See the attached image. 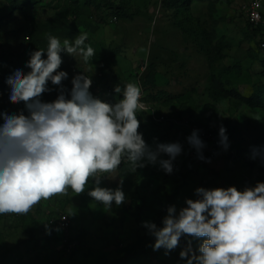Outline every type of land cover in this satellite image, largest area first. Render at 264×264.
I'll use <instances>...</instances> for the list:
<instances>
[{
  "label": "rangeland",
  "instance_id": "374dc122",
  "mask_svg": "<svg viewBox=\"0 0 264 264\" xmlns=\"http://www.w3.org/2000/svg\"><path fill=\"white\" fill-rule=\"evenodd\" d=\"M106 1L115 8L124 6L129 17L117 19L106 2L99 10L84 6L78 15L70 0H0V126L3 114L28 115L24 102L10 101L8 77L16 70L27 74L35 51L44 49L42 58L47 59L49 35L63 45L65 39L73 42L86 33L82 47L95 52L87 62L79 52L60 53L57 71L68 73L62 81L66 98L78 74L90 77L93 98L110 104L121 99L114 91L117 85L138 86L141 80L146 102L170 122L156 126L151 113L138 109V132L153 152L169 143H179L182 151L172 160L171 173L160 164L171 158L159 153L155 163L144 159V166L134 171L124 158L115 172L98 174L99 187L124 192L119 206L113 201L107 207L89 196L97 186L91 178L81 194L68 188L66 195L42 199L26 214L0 215V257L11 259L9 264H188V258L200 255L207 237L185 234L173 250L154 249L156 240L151 246L150 241L155 235L145 223L162 228L167 209L174 206L178 215L186 200L198 199L197 188L235 187L242 192L264 183V107L251 109L241 99L226 97L235 91L249 98L264 90V49H259L264 23L249 28L245 17L252 0H192L188 9L178 0ZM250 49L259 61H252ZM142 65L148 66L144 73ZM47 88L41 102H53L60 94V86L50 80ZM227 121L238 132V140L227 147L215 149L201 140L204 147L198 152L189 144L188 126L221 140L219 130ZM61 216L68 218L70 229H58L49 238V220ZM83 232L85 243L77 251L73 242ZM148 245L146 253L128 257L130 250ZM185 250L188 256L181 258Z\"/></svg>",
  "mask_w": 264,
  "mask_h": 264
},
{
  "label": "clouds",
  "instance_id": "9594fccd",
  "mask_svg": "<svg viewBox=\"0 0 264 264\" xmlns=\"http://www.w3.org/2000/svg\"><path fill=\"white\" fill-rule=\"evenodd\" d=\"M87 34L63 45L55 36H48L46 49L31 54L25 74L16 70L7 79L11 87L10 101L24 102L28 115L3 114L0 126V215L26 214L42 199L67 194L68 188L81 194L91 178L97 186L88 192L96 201L110 207L115 201L121 205L126 197L121 188H102L100 173L115 172L122 159L131 170L143 167L147 159L157 161L159 153L171 159L160 160L162 168L171 173L172 160L181 153L179 143L159 144L153 152L138 132L137 110L141 89L128 83L123 98L115 103L93 98L89 92L91 79L85 74L73 77L70 98H66L62 81L68 73L57 71L66 52H77L85 62L95 55L92 47H82ZM60 86V94L53 102H41L39 97L49 91L48 81ZM121 93V87L114 88ZM226 129L221 126V143L227 147ZM188 142L199 150L203 142L194 131ZM203 159V156L200 157ZM198 199L186 200L187 207L178 215L171 206L163 219V227L145 223L155 235L154 249L173 250L182 235L207 237L199 248L200 255L188 258V264H264V183L238 191L235 187L197 188ZM181 258L188 251L180 252Z\"/></svg>",
  "mask_w": 264,
  "mask_h": 264
},
{
  "label": "trees",
  "instance_id": "16d2710c",
  "mask_svg": "<svg viewBox=\"0 0 264 264\" xmlns=\"http://www.w3.org/2000/svg\"><path fill=\"white\" fill-rule=\"evenodd\" d=\"M70 1H71L70 2L71 5L77 6V11L75 14H78V15L81 13L80 9L84 8V6L89 7V6L94 5L99 10L102 3L106 2L109 6V10H111L113 16H115L117 19H125V18L129 17L127 15V11H126V8L124 6H118L115 8V6L111 2L106 1V0H81V1L70 0ZM34 3H39V2L35 1ZM78 3H79V5H78ZM177 3L180 7L188 9L192 4V0H178ZM248 26H249V28H254V29L262 27V25L255 27V26H252L250 23H248ZM262 44H264V43H260V45H262ZM260 45H259V49L261 48ZM33 48L36 49L34 46H33ZM249 52H250V58L252 59L253 62L260 60V56L258 54H256L255 52H253L252 49H250ZM123 89H124V87H121V93L118 94V97L121 99L123 98ZM226 97L234 98V99H241L242 102L251 109H258V108L264 107V90H258L253 96H251L249 98H244L235 91L228 92ZM154 99L157 100V98H154ZM216 99L218 101H221V98L217 97ZM230 125H231L230 121L229 122L227 121L226 126H225V129H226L225 135L227 136V142H230L233 140L234 141L238 140V132H236V130H234ZM238 149H240V146L238 147ZM203 159L204 160L205 159L210 160L211 157L207 156L206 158H203ZM172 202L173 201L171 200L170 203L172 204ZM51 230L52 231L49 234V238H54L56 235V230H58V228L53 226L51 228ZM154 240H156V237L152 238V240L150 241V246L154 243ZM69 243H72V242H69ZM73 243L76 244L75 250L80 251L82 249V245L85 243V233L83 232L79 236H77L75 242H73ZM25 244L29 246V242H25ZM36 245H38V242L36 243ZM150 246L148 245L147 247H145L143 249H141V248L132 249L129 251L128 257L134 258V257H137L138 255H142L151 249ZM10 260L11 259H9L8 257H0V264H9ZM120 263H122V262H118V264H120ZM32 264H34V263H32ZM51 264H58V263L53 262Z\"/></svg>",
  "mask_w": 264,
  "mask_h": 264
},
{
  "label": "built area",
  "instance_id": "2783aa9c",
  "mask_svg": "<svg viewBox=\"0 0 264 264\" xmlns=\"http://www.w3.org/2000/svg\"><path fill=\"white\" fill-rule=\"evenodd\" d=\"M245 17L247 22L250 23L252 26L257 27L259 25H263L264 0H252L249 7L245 9ZM261 48L264 49V44L261 45ZM147 68L148 66L142 65L141 72L144 73ZM138 87L141 89L140 102L143 104V108L139 110L145 113H151L150 117L156 126L161 127L167 125L170 120L165 115L158 114V112L152 108L151 104L146 102V90L141 80L138 81ZM171 122L175 123L173 122V120H171ZM188 130L191 135L195 131L201 140L207 141L215 149H223L225 147L224 144L221 143V140L218 138L217 135L202 132L200 131V128L196 125L188 126ZM48 224L51 228L55 226L62 232H67L70 229V222L66 216L51 218Z\"/></svg>",
  "mask_w": 264,
  "mask_h": 264
}]
</instances>
